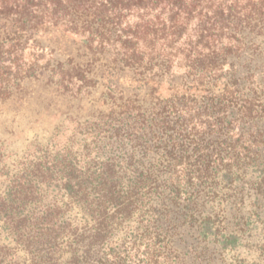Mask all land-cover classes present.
I'll return each instance as SVG.
<instances>
[{
    "label": "trees",
    "instance_id": "trees-1",
    "mask_svg": "<svg viewBox=\"0 0 264 264\" xmlns=\"http://www.w3.org/2000/svg\"><path fill=\"white\" fill-rule=\"evenodd\" d=\"M0 24V264L264 263V0H0ZM51 32L77 52L24 67ZM49 113L59 147L29 135Z\"/></svg>",
    "mask_w": 264,
    "mask_h": 264
},
{
    "label": "rangeland",
    "instance_id": "rangeland-1",
    "mask_svg": "<svg viewBox=\"0 0 264 264\" xmlns=\"http://www.w3.org/2000/svg\"><path fill=\"white\" fill-rule=\"evenodd\" d=\"M68 37H70V38H65V36L59 34V32H51V33L48 34L47 37H43L42 40H41L42 41V46H43V44L45 45V48H43V49H41V48H36V49L33 48L31 46L32 45V42H31L29 44V47L25 50V52H24V54L22 56V59L20 61L21 64L24 67L25 66L27 67L29 63L35 61L36 59H38L39 63L43 65L49 60H52V62H53L55 58H59L61 60H65V59L69 58V56H72L70 54L72 52L76 51V48L78 47V45H81V44L78 42L79 39L76 38V36L69 35ZM75 42H77V44H75ZM52 47L55 50H57V51L56 52L51 51ZM6 63H8V62L6 61ZM8 64H10V62ZM50 67L52 68L53 65H50ZM50 67L48 68V73L51 72ZM253 67H255L254 64H253ZM58 68H57V71H55L56 74H55L54 84L58 80H60L59 72H60L61 69H58ZM47 78H48V76L45 74L44 75V79H47ZM119 83L122 84V86H126V85L129 84V81L126 78L122 77L121 79H119ZM40 85L43 86V84H40ZM42 86L40 88H42ZM34 87L37 88V86H34ZM77 87L78 86L76 85V87L73 90L70 89L71 88L70 87L69 89H67L68 91H66V93L68 92L67 94H70L72 91H76ZM51 95H52V98H53L54 102H58L57 103V107H54V109H53L54 112L58 111L60 106H63L64 104L70 102L69 100L71 99V98H69L70 96H63L62 98L58 97L57 96L58 95V91L51 92ZM99 96H100V93H96L95 94V98L96 99H98ZM49 97H50V95L47 98H49ZM90 98L92 99L93 96H91ZM90 98L86 97L83 100L84 105L86 107H88V108L96 103L95 101H91ZM41 105L38 104L39 107ZM9 116H10V113L7 114L4 119H0V132H5L6 125H5L4 122H6L5 121L6 119H9ZM43 119H44L43 122H39L37 124L32 123L31 125L27 126V128H29V131H30L29 132L30 137H33L37 133L41 134L43 137L44 136H48V134L53 132L55 130V127H57L59 125V119L55 118V117H52L51 113L46 114ZM25 122L23 121L24 124H26ZM62 123H64V124H62ZM74 129H75V124L72 123L71 121L61 122V125H59V132L57 130V133H56V135H55V137L53 139V144H56L57 147L63 145L72 136V134L74 132ZM3 134H5L4 136H7L6 133H3ZM11 147L12 148H16V147L20 148V149H18V154H17L18 157H16V158H20L25 150H28V152H29L28 154L31 155V156L35 155V153L33 152L35 147H32V146L28 147L27 145H24L21 142L16 143V144H12ZM13 159H15V157L11 158V160H13ZM262 264H264V263H262Z\"/></svg>",
    "mask_w": 264,
    "mask_h": 264
}]
</instances>
